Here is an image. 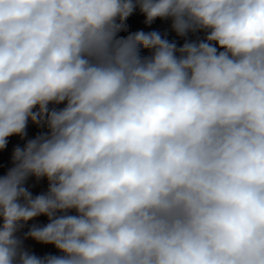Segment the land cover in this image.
I'll use <instances>...</instances> for the list:
<instances>
[{
  "label": "clouds",
  "instance_id": "clouds-1",
  "mask_svg": "<svg viewBox=\"0 0 264 264\" xmlns=\"http://www.w3.org/2000/svg\"><path fill=\"white\" fill-rule=\"evenodd\" d=\"M29 124L0 264H264V0H0V152Z\"/></svg>",
  "mask_w": 264,
  "mask_h": 264
},
{
  "label": "rangeland",
  "instance_id": "rangeland-1",
  "mask_svg": "<svg viewBox=\"0 0 264 264\" xmlns=\"http://www.w3.org/2000/svg\"><path fill=\"white\" fill-rule=\"evenodd\" d=\"M136 20V22H142V17H139L138 15L133 18ZM160 24H165V27H160ZM153 28L156 30H160L162 32L168 31V25L167 23L163 22H157L155 25H153ZM42 131L41 129H38L35 125L29 124L27 129V136L24 139H21L19 136H13L9 138L8 147L3 151L0 152V173H3L7 170L8 167L11 166V154L12 150L19 146L23 147L26 143L27 139L34 138L39 132ZM32 186V190L34 193H38L44 189H46V182H42L41 184L37 185L33 181L29 182ZM41 222H45V218H41ZM42 252H54V249L47 248V249H41Z\"/></svg>",
  "mask_w": 264,
  "mask_h": 264
},
{
  "label": "bare ground",
  "instance_id": "bare-ground-1",
  "mask_svg": "<svg viewBox=\"0 0 264 264\" xmlns=\"http://www.w3.org/2000/svg\"><path fill=\"white\" fill-rule=\"evenodd\" d=\"M160 27H165V24H160Z\"/></svg>",
  "mask_w": 264,
  "mask_h": 264
}]
</instances>
